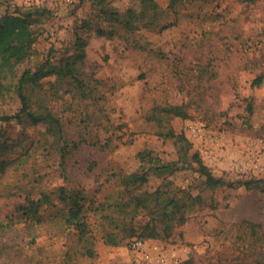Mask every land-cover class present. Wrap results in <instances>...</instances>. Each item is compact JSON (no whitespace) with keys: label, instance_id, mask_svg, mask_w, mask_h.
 <instances>
[{"label":"rangeland","instance_id":"1","mask_svg":"<svg viewBox=\"0 0 264 264\" xmlns=\"http://www.w3.org/2000/svg\"><path fill=\"white\" fill-rule=\"evenodd\" d=\"M107 1L119 11L140 7L139 0ZM154 2L163 15L159 26H140L144 49L116 37L87 38L84 67L99 81L93 99L67 95L47 105L62 118L67 135L82 141L64 172L55 153L31 149L25 156L41 126L0 123V221L14 222L0 233V264H234L244 238L237 225L251 221L264 233V192L242 185L210 190L192 160L196 153L224 181L264 179V0ZM36 9H45V15L33 26L34 54L13 71L11 52L1 62L0 114L19 109L15 92L23 69L72 52L76 26L93 5L91 0H0V16ZM257 77L260 84L252 85ZM52 80L45 79L44 86ZM181 104L188 118L169 123L191 145L188 164L178 161L161 176L149 170L140 191H152L165 179L193 195L214 198L216 208H195L167 239L131 238L110 247L97 238L94 258L77 254V237L59 235L47 224L34 222L31 241L25 225L38 217L47 220L59 207V187L98 190L97 203L113 189L114 173L138 169L139 152L176 162L174 145L160 139L148 116L155 107ZM137 220L147 218L140 213ZM256 256L239 255L246 264Z\"/></svg>","mask_w":264,"mask_h":264},{"label":"trees","instance_id":"2","mask_svg":"<svg viewBox=\"0 0 264 264\" xmlns=\"http://www.w3.org/2000/svg\"><path fill=\"white\" fill-rule=\"evenodd\" d=\"M91 1L93 10L89 17L76 26L72 52L64 59L46 58L35 67L23 69L17 76L15 92L19 109L13 114H0V123L15 122L21 127L41 126L43 131L36 141L29 143L24 154L29 158L31 149L34 154L39 155L55 153L58 168L62 172L68 157L75 154L82 141H76L67 135L62 118L47 105L56 99H64L67 95L78 100L94 98L99 81L84 67L87 38L91 34L105 38L116 37L134 48L144 49L142 40L137 35L140 26H159L163 15L154 0H139L138 9L127 8L124 11L113 8L107 0ZM43 15L45 9H36L24 15L7 13L0 16V65L8 52H11L12 71L15 66L31 58L35 41L33 26ZM47 78L53 80L46 82L45 87L43 82ZM258 84L259 77L253 80L252 85ZM247 110L250 114V104L247 105ZM188 116L185 104L155 107L148 116V121L154 123L160 139L171 141L174 145L178 158L176 162H162L153 158L148 150L139 152L138 169L114 173L113 189L97 203L94 198L98 190L91 192L82 187H59V207L48 215L47 220L38 217L25 225L24 229L31 241L36 239L33 233L34 222L39 227L47 224L48 229L55 230L59 235L77 237V254L94 258L97 238L110 247H118L131 238L167 239L177 225L186 222L189 213L195 208H216L214 198L193 195L189 189L174 187L165 179L162 185L152 191H140V187L147 182L149 170L156 176H161L163 171L169 168L171 170L172 165L178 161L181 165L188 164L186 154L191 145L182 133H175L169 123L174 117L185 119ZM192 160L196 163L199 175L204 177L205 186L210 190L221 186L232 188L242 185L244 188H259L264 192V179L224 181L221 177L214 176L196 153ZM25 170L23 168V174ZM41 193L45 194L43 191ZM140 213L147 218L146 221L137 220ZM13 224V221H0V233L10 230ZM236 229L244 234V238L239 239L242 242L236 248L238 254L234 264H246L239 257L246 251L257 253L250 264H264V233L260 226L245 220Z\"/></svg>","mask_w":264,"mask_h":264}]
</instances>
